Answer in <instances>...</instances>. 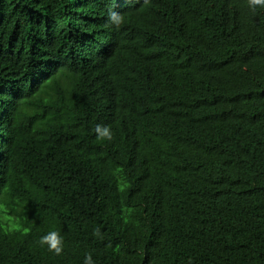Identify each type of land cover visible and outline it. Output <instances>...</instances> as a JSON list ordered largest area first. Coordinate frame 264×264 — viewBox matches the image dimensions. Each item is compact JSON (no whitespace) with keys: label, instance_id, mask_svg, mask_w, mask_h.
I'll return each mask as SVG.
<instances>
[{"label":"trees","instance_id":"obj_1","mask_svg":"<svg viewBox=\"0 0 264 264\" xmlns=\"http://www.w3.org/2000/svg\"><path fill=\"white\" fill-rule=\"evenodd\" d=\"M88 253L264 264V9L0 0V264Z\"/></svg>","mask_w":264,"mask_h":264},{"label":"clouds","instance_id":"obj_2","mask_svg":"<svg viewBox=\"0 0 264 264\" xmlns=\"http://www.w3.org/2000/svg\"><path fill=\"white\" fill-rule=\"evenodd\" d=\"M247 4L250 10L253 12L257 8L264 9V0H247ZM111 25L119 28L124 23V17L122 14L115 11H111L108 17ZM97 134V138L101 140L111 141L113 139V133L107 126H101L97 124L94 129ZM94 235L101 236L99 229L94 231ZM102 238V237H101ZM39 243L41 245H47L48 250L54 252L56 255H61L63 251V237L57 231H51L40 238ZM84 264H95L92 259L91 253L85 255Z\"/></svg>","mask_w":264,"mask_h":264}]
</instances>
